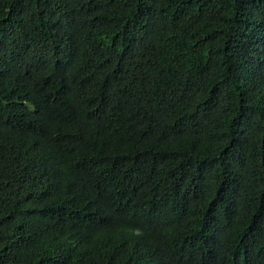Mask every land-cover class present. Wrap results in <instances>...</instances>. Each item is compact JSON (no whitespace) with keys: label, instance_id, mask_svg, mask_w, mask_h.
<instances>
[{"label":"trees","instance_id":"trees-1","mask_svg":"<svg viewBox=\"0 0 264 264\" xmlns=\"http://www.w3.org/2000/svg\"><path fill=\"white\" fill-rule=\"evenodd\" d=\"M0 264H264V0H0Z\"/></svg>","mask_w":264,"mask_h":264}]
</instances>
